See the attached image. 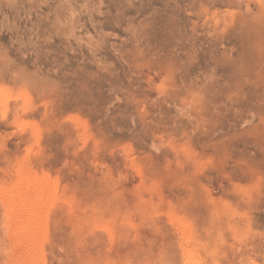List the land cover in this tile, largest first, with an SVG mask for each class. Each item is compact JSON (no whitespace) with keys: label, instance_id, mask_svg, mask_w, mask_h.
Segmentation results:
<instances>
[{"label":"rangeland","instance_id":"374dc122","mask_svg":"<svg viewBox=\"0 0 264 264\" xmlns=\"http://www.w3.org/2000/svg\"><path fill=\"white\" fill-rule=\"evenodd\" d=\"M187 262L264 264V0H0V264Z\"/></svg>","mask_w":264,"mask_h":264},{"label":"bare ground","instance_id":"6f19581e","mask_svg":"<svg viewBox=\"0 0 264 264\" xmlns=\"http://www.w3.org/2000/svg\"><path fill=\"white\" fill-rule=\"evenodd\" d=\"M33 206H34V205H33ZM33 206H32V207H33ZM27 208H28V207H27ZM33 210H34V209H33ZM28 211H29L31 214H33V211H32V210H29V209H28ZM27 215H28V214H27ZM190 255H191V254H190ZM190 255L187 257V258H188V261H189V258H192V256L190 257ZM193 258H194V257H193ZM193 260H194V259H193ZM187 264H188V262H187ZM191 264H192V263H191ZM195 264H196V263H195Z\"/></svg>","mask_w":264,"mask_h":264}]
</instances>
